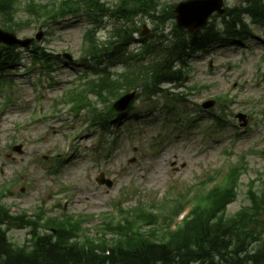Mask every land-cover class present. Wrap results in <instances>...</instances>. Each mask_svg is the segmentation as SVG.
I'll use <instances>...</instances> for the list:
<instances>
[{
	"label": "rangeland",
	"instance_id": "374dc122",
	"mask_svg": "<svg viewBox=\"0 0 264 264\" xmlns=\"http://www.w3.org/2000/svg\"><path fill=\"white\" fill-rule=\"evenodd\" d=\"M117 1L108 0L110 4ZM175 1L162 0L166 4ZM242 4L244 0H225L231 10ZM20 14L25 17L22 11ZM222 18L213 17L211 22L222 25ZM134 23L131 28L140 29L136 38L144 37V26L149 29L148 37L156 26L148 17ZM249 23L254 32L250 39L215 44L191 59V82L180 91L189 96L185 102L175 95L166 99L164 94L168 91L151 103L140 98L133 111L110 125L112 132L89 125L87 103L79 113L61 103L65 90L75 83L76 76L85 72L82 65L59 57L52 63L50 75L54 79L50 80L38 65L25 72L33 67V53L31 49H22L23 59L17 69L6 77L1 75L9 88L5 87L0 96L5 105L0 113V188L15 183L4 203L16 215L26 211L34 214L43 207L51 216H84V228L95 232L103 215L113 213L118 218L119 204L125 210L141 205L160 207L167 196L175 198L178 191L203 182L207 173L224 170L228 158L235 160L248 152V172L237 183L238 200L228 207L229 214H236L249 204L250 190L262 193L264 189V25L252 24L250 20ZM115 24L109 17L101 27L88 18L40 24L48 33L42 46L56 55L67 52L80 60L86 31L92 26L100 28L99 36L103 39L117 27ZM36 27L18 33L19 37H34L39 26ZM137 48L136 44L130 47ZM219 95H230L233 100L218 101L210 112H204L203 103ZM38 96L43 97L40 105L35 101ZM88 97L92 103H98L95 96ZM9 99L13 100L11 104ZM54 107L56 111L51 113ZM97 107L104 109L101 104ZM223 113L228 115L227 123L218 129L214 127L216 118ZM238 113L249 120L246 132L241 130L239 137L236 132L240 127L235 118ZM51 114L54 117H49ZM44 116L48 118L42 119ZM191 118H196L195 124L189 123ZM16 145H22L21 154L13 150ZM66 148L73 152L67 161ZM55 156L62 160L58 170L55 169L59 159H53ZM102 174L113 182L112 187L97 183ZM63 200L68 202L63 204ZM9 236L13 243L23 245L31 238L30 229L12 228Z\"/></svg>",
	"mask_w": 264,
	"mask_h": 264
},
{
	"label": "trees",
	"instance_id": "16d2710c",
	"mask_svg": "<svg viewBox=\"0 0 264 264\" xmlns=\"http://www.w3.org/2000/svg\"><path fill=\"white\" fill-rule=\"evenodd\" d=\"M103 1L64 0L58 4L53 0L41 5L26 0L22 11L27 17L21 18L22 0H0V21L8 28L22 30L31 25L32 17L40 19L44 16L55 21L78 14L101 13L106 7ZM117 9L116 17L123 20H129L138 13L155 16L157 12L166 13L163 24L174 19V6H164L160 0H122ZM244 13L255 22L264 23L263 2L253 0L252 6L241 13L228 14L223 32L210 25L189 36L174 28L178 34L174 41L164 43V40L157 39L145 42L142 52L135 55L128 53L132 33L127 30L118 32L117 40L94 45L90 61L93 67L129 63L133 71L118 80L107 79L101 74L94 81L91 93L105 102L120 96L124 90L134 88L136 83L146 85L148 79H152L154 84L171 81L182 73L172 69L173 62L185 64L188 54L209 46L220 33L241 36L249 31L243 19ZM20 60L17 48L0 49L1 70L16 67ZM88 94L81 92L79 96ZM236 198L235 184L228 181L199 197L204 202L197 203L182 227L171 230L161 221L139 226L140 221H145V213H141L133 221L126 220L124 224L113 226L115 237L98 239L86 234L82 222L73 218L65 221L48 219L44 223L45 217L41 215L35 219L27 215L14 218L2 204L0 194V264H264V192L258 195L251 191V204L237 215H227V207ZM15 223L23 228L34 226L31 243L17 246L10 240L8 228ZM40 227H44L46 232L40 233Z\"/></svg>",
	"mask_w": 264,
	"mask_h": 264
},
{
	"label": "water",
	"instance_id": "95a60500",
	"mask_svg": "<svg viewBox=\"0 0 264 264\" xmlns=\"http://www.w3.org/2000/svg\"><path fill=\"white\" fill-rule=\"evenodd\" d=\"M222 5L223 2L221 0L189 1L182 3L178 5L175 10L177 25L179 28H186L190 33H194L207 23L214 12L224 13V11L221 10ZM16 43L27 45L29 42H19L16 40L14 34H9L0 30V45H13ZM133 98L134 94L126 96L116 105V108L119 111H124ZM99 183L103 184L105 181L101 180Z\"/></svg>",
	"mask_w": 264,
	"mask_h": 264
}]
</instances>
